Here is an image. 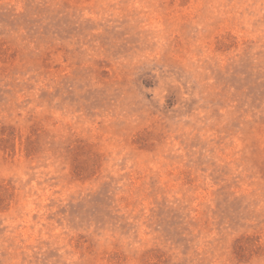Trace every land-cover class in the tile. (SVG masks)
Masks as SVG:
<instances>
[{"label": "rangeland", "instance_id": "rangeland-1", "mask_svg": "<svg viewBox=\"0 0 264 264\" xmlns=\"http://www.w3.org/2000/svg\"><path fill=\"white\" fill-rule=\"evenodd\" d=\"M0 264H264V0H0Z\"/></svg>", "mask_w": 264, "mask_h": 264}]
</instances>
